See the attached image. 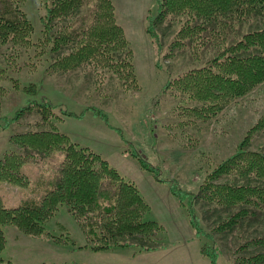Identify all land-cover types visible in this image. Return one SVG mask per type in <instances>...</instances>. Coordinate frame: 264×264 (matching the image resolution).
Wrapping results in <instances>:
<instances>
[{"label":"rangeland","instance_id":"1","mask_svg":"<svg viewBox=\"0 0 264 264\" xmlns=\"http://www.w3.org/2000/svg\"><path fill=\"white\" fill-rule=\"evenodd\" d=\"M110 1L129 43L136 82L119 80L109 68L93 63L60 70L51 44L45 40L43 19L49 3L20 0L31 34L27 42L20 39L0 45V159L15 151L11 143L14 136L54 128L71 143L100 155L126 181L135 184L150 207L147 219L162 228L160 237L147 243L159 250L144 252L130 247L94 252L81 224L61 205L41 225L39 235L2 226L6 244L0 257L9 264H211L201 252L205 245L218 253V264L232 263L241 244L264 235V211H257L232 231L218 232L216 228L227 212L197 200L194 209L199 226L212 238L197 236L187 207L171 194L170 185L143 170L132 153L159 167L162 180L199 194L210 173L234 155L242 140L264 119V81L246 95L209 111L194 91L181 89L180 81L207 64L215 55L214 46L173 47L183 19L169 16L156 27L159 50L146 32L147 16L157 14V0ZM26 89H35V94ZM46 100L53 107L49 122L39 107ZM29 105L32 109L23 112L18 121L6 124V119ZM246 148L264 154V126L253 131ZM55 163L58 165V159ZM24 167L29 172H25L27 187L0 182V197L8 207L35 196L42 180L34 170L46 171L52 178L58 166L38 155Z\"/></svg>","mask_w":264,"mask_h":264},{"label":"trees","instance_id":"2","mask_svg":"<svg viewBox=\"0 0 264 264\" xmlns=\"http://www.w3.org/2000/svg\"><path fill=\"white\" fill-rule=\"evenodd\" d=\"M47 2V16L43 19L45 40L51 44L50 51L56 55L60 70H74L84 62L93 63L109 68L119 80H134L129 43L110 0ZM20 3V0H0V45L17 43L20 39L27 42L31 34V24L20 10ZM156 3L157 14L147 16L146 32L159 50L161 41L156 27L169 16L173 20L183 19L173 47L214 46L215 55L207 64L190 71L180 81L181 89L194 91L200 102L208 104L209 111L246 95L264 81V0H157ZM244 26L249 30L242 32ZM235 27L239 28L238 34ZM2 72L0 69V82ZM25 91L35 94V89ZM39 107L44 120L49 122L53 116L52 104L46 100ZM31 109L32 105L20 109L15 117L6 119V124L18 121L23 112ZM96 113L108 121L106 116ZM263 126L264 119L242 140L235 154L210 173L196 195L162 180L159 167L138 153L132 156L157 181L170 185L171 194L187 207L197 236L212 238L199 226L194 209L197 200L227 212L216 228L218 232L232 231L256 216L257 211H264V154L246 148L253 131ZM53 130L14 136L11 143L15 151L0 159V182L19 187L29 185L24 166L30 159L43 155L53 167L58 166L52 178L46 171H33L42 180L34 197L23 198L20 204L11 207L0 197V256L6 244L2 226L39 235L41 225L61 205L67 206L81 224L94 252L130 247L144 252L159 250L148 244L160 237L162 228L158 222L147 219L150 207L135 184L126 181L100 155L80 148ZM201 252L211 264H218V253L207 250L205 245ZM234 253L236 257L229 264H264V235L247 239ZM0 264L9 262L0 257Z\"/></svg>","mask_w":264,"mask_h":264}]
</instances>
